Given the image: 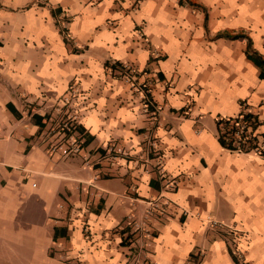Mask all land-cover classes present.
<instances>
[{"label": "crops", "instance_id": "0c3cea01", "mask_svg": "<svg viewBox=\"0 0 264 264\" xmlns=\"http://www.w3.org/2000/svg\"><path fill=\"white\" fill-rule=\"evenodd\" d=\"M222 30L264 58V0H0V231L16 196H49L46 218L17 212L39 264H264V154L203 125L242 101L264 137V78ZM65 112L81 136L67 156L48 133ZM86 149L91 176L52 170Z\"/></svg>", "mask_w": 264, "mask_h": 264}, {"label": "rangeland", "instance_id": "374dc122", "mask_svg": "<svg viewBox=\"0 0 264 264\" xmlns=\"http://www.w3.org/2000/svg\"><path fill=\"white\" fill-rule=\"evenodd\" d=\"M203 125L207 128H215V122L213 118L207 116V114L202 118ZM49 154V153H48ZM83 156H73L61 158L57 162V166L55 169H52L55 172H61L67 174L70 172L73 176L78 177H87L91 176L94 172L92 168H90V163L94 159L93 154L89 153L88 149L83 150ZM51 155V154H50ZM54 155V154H53ZM84 161L76 160L77 158L83 159ZM26 176L25 189L33 190L38 184V179L34 177V175L28 173ZM31 182L36 185L33 187ZM45 196H40L38 199H35L33 196H29L28 199L25 196L21 198L17 197L13 201L14 203L11 205L12 213L9 218L6 220L5 225L3 226L4 231H0V264H39V260L43 252L42 246L36 245L35 248H32L30 245H25L28 238H33L35 235V228L23 227L24 219L21 217L19 219V211L21 213L27 212H36V215L42 214L45 210L50 209L51 211H57L59 209L58 200L56 198H50L47 196L48 201L45 200ZM46 208L43 205H48ZM21 207V208H20ZM20 213V215H21ZM46 212L43 213V217H45ZM36 219H30V226L32 222ZM51 218L46 220L45 228L50 227ZM1 227V226H0ZM48 234H37V237H45L44 240H40V245H45L47 242ZM47 246V245H46ZM39 253V256H38ZM37 257V258H36Z\"/></svg>", "mask_w": 264, "mask_h": 264}, {"label": "built area", "instance_id": "2783aa9c", "mask_svg": "<svg viewBox=\"0 0 264 264\" xmlns=\"http://www.w3.org/2000/svg\"><path fill=\"white\" fill-rule=\"evenodd\" d=\"M142 83L143 81L137 84L139 86ZM140 86L143 89L142 106L146 110L147 106L151 105V100L146 94L147 86ZM71 89H74V87H71ZM70 90L64 95V101L67 100ZM239 105L240 108L234 115L220 118L218 122L220 140L231 149L238 151L252 150L256 153L264 154V137L255 129L254 121L249 116H245V114H248L246 105L242 101H240ZM74 119L73 113L65 112L57 119L55 124L50 126L48 130L51 136V140L49 141L50 151H57L63 156L74 155L80 152L81 136L76 128ZM207 221L210 225L217 223L214 219H207Z\"/></svg>", "mask_w": 264, "mask_h": 264}, {"label": "trees", "instance_id": "16d2710c", "mask_svg": "<svg viewBox=\"0 0 264 264\" xmlns=\"http://www.w3.org/2000/svg\"><path fill=\"white\" fill-rule=\"evenodd\" d=\"M178 2H180V0H178ZM61 30V29H60ZM59 30V31H60ZM228 37V38H245L246 39V46H245V54L246 57H248L257 67H258V77L259 78H264V58L261 57V55H259L258 53H256V51L251 49V43H250V39L247 35H244L242 33H229L227 31H217L214 34V37ZM64 41L67 43V39L65 36H62ZM73 50H75V48H73ZM103 66L108 70V72L110 74H113L115 76H124L126 74H130V75H134L136 76V71L132 70L130 71V68L127 67L125 64H122L119 61L113 60V61H109L107 59H105L103 61ZM136 79V78H135ZM245 116L247 117L248 114H245ZM220 118H218L216 120V126L218 129V122H219ZM78 127V125H77ZM220 142H222L220 140V137L218 138ZM87 137L84 138L83 140V144L86 142ZM55 230L53 233V236H55ZM189 257L192 258V255H189Z\"/></svg>", "mask_w": 264, "mask_h": 264}]
</instances>
